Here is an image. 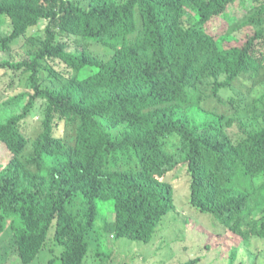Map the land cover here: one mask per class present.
<instances>
[{
    "label": "trees",
    "instance_id": "obj_1",
    "mask_svg": "<svg viewBox=\"0 0 264 264\" xmlns=\"http://www.w3.org/2000/svg\"><path fill=\"white\" fill-rule=\"evenodd\" d=\"M223 16L225 36L241 28L256 33L238 45L206 30ZM42 21L49 24L34 57L2 63L10 74L28 75L31 92L21 93L28 95L22 114L0 120V235L7 222L22 218L35 228L24 246L17 237L19 251L36 247L26 258L103 261V234L151 242L176 210L165 178L185 173L194 209L244 245L264 240V126L246 128L235 141L227 131L234 119L204 107L211 97L224 102L222 91L243 75L257 82L264 69V0H0V52L28 41ZM98 47L111 57L99 58ZM47 61L71 69L72 79L41 86ZM36 100L45 101L44 129L25 162L29 139L20 123ZM65 127L74 130V145L57 135Z\"/></svg>",
    "mask_w": 264,
    "mask_h": 264
},
{
    "label": "rangeland",
    "instance_id": "obj_2",
    "mask_svg": "<svg viewBox=\"0 0 264 264\" xmlns=\"http://www.w3.org/2000/svg\"><path fill=\"white\" fill-rule=\"evenodd\" d=\"M222 18L213 26L208 25L206 30L217 34L218 37L220 35L228 39L236 38L238 45H243L246 38L256 33L252 28H241L231 36H225L226 33L222 34V31L225 32L227 29L221 30V26L227 18L225 16ZM47 24L49 21L40 22L37 30L32 32L35 34L30 36L28 41L20 39L15 41L10 52H0V120L3 122L23 113L28 95L21 97V93L31 92V88L28 86V75L21 76L19 71L16 73L11 71L10 74L8 69L4 67L2 69V63L31 60L41 47ZM9 31V26H3L1 34H7ZM65 38L61 41H65L70 50H75L72 40ZM260 52L264 55V50ZM94 53L101 59L111 57L108 50L103 47L96 48ZM43 64L45 66L40 69L39 77L41 86L56 87L62 85V81L68 83L73 77V71L62 63L47 61ZM91 72L95 71L91 70L89 73ZM234 85L233 89L222 91L220 97L224 102L217 103L215 97H211L212 99L209 98L204 102V107L216 108L215 110L219 113L227 114L226 119L230 117L234 119L227 131L229 136L237 141L246 128H254L253 125L264 126V100L255 102L259 96L264 98V69L257 75L256 83H253L250 76L243 75L241 81H236ZM229 97H232V101L228 99ZM44 104V100H36L32 107L33 111L20 123L23 135L29 139L22 154L25 162L34 158L36 139L44 129L45 109L41 112V107L45 108ZM240 105L242 108H239ZM73 131L71 128H59L57 135L74 145ZM3 153L0 145V158L3 157ZM165 179L173 185L176 210L163 218L151 242L142 244L128 239L116 240L103 234L99 243H102L101 256L106 258L102 261V258L94 259L93 257L92 261L96 262L90 264H104V262L105 264H184L185 262L194 264L195 261V264H264V240L254 238L249 242L250 245H244L214 217L194 209L190 203L189 181L185 173L168 175ZM107 195L113 198L111 193ZM106 207L109 208L107 205ZM103 215L109 216L111 220L116 217L115 213L109 209L103 211ZM16 222L17 220L7 222L4 233L0 235V264H47L52 256H42L39 262L38 256L32 257L31 260L24 256L28 250L35 251L36 247H30L25 251L21 247L20 251L17 249V237H19V244L23 245L27 239L33 238L35 228L32 227V231L26 228L22 218ZM98 223L103 224L100 221ZM18 228L20 231L15 233V229ZM34 246L37 245L34 244ZM235 247L238 249L234 260L232 257H234Z\"/></svg>",
    "mask_w": 264,
    "mask_h": 264
},
{
    "label": "clouds",
    "instance_id": "obj_3",
    "mask_svg": "<svg viewBox=\"0 0 264 264\" xmlns=\"http://www.w3.org/2000/svg\"><path fill=\"white\" fill-rule=\"evenodd\" d=\"M173 203H174V200H173ZM175 209H176V206H175ZM211 216V215H210ZM213 217V216H212ZM216 220V219H215Z\"/></svg>",
    "mask_w": 264,
    "mask_h": 264
}]
</instances>
